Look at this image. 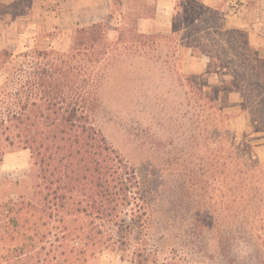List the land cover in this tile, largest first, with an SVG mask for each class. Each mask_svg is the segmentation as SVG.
Listing matches in <instances>:
<instances>
[{
  "label": "trees",
  "instance_id": "obj_1",
  "mask_svg": "<svg viewBox=\"0 0 264 264\" xmlns=\"http://www.w3.org/2000/svg\"><path fill=\"white\" fill-rule=\"evenodd\" d=\"M105 24L78 29L67 52L19 53L22 59L34 53L41 61L36 78L31 80L33 75L19 67L0 85V145L28 150L40 180L33 199L9 196L0 201V264H89L102 253H117L129 264H178L175 258L185 250L202 264L214 249L209 243L218 244L220 238L218 230L207 226L209 214L223 216L230 204L246 218L255 217L256 210L264 212V163L236 153L229 133L222 138L226 146L220 179L209 172L199 188L196 179L189 186L159 181L107 144L89 116L93 81L83 59L100 55V46L108 44L100 34ZM235 33L246 35L243 29ZM206 194L208 204L195 202V196L205 200ZM217 198L221 211L210 208ZM151 232L173 237L178 254L171 251L159 261L161 246L148 249L141 241Z\"/></svg>",
  "mask_w": 264,
  "mask_h": 264
},
{
  "label": "rangeland",
  "instance_id": "obj_2",
  "mask_svg": "<svg viewBox=\"0 0 264 264\" xmlns=\"http://www.w3.org/2000/svg\"><path fill=\"white\" fill-rule=\"evenodd\" d=\"M27 3L22 2L14 12L19 15ZM188 3H177L173 21L178 29L167 34H139L134 16H126L121 25L106 23L100 34L108 44L100 46V55L86 54L83 59L89 63L86 76L93 81L89 116L107 144L132 164L156 174L159 181L189 186L196 179L199 188L209 172L221 177L224 134L234 138L229 145L240 156L249 154L264 163V56L254 50L247 35L241 38L235 33L239 29L229 21L223 4L214 9ZM186 19H190L188 24ZM194 38L199 41L193 42ZM49 39L52 48L70 46L56 31L49 33ZM42 41L18 40L15 49L9 47L12 57L4 54L2 41L0 85L19 67L33 75L31 80L36 78L41 64L37 56L30 53L22 59L16 55L42 48ZM192 46L197 47L194 52ZM94 58L100 62L94 63ZM17 146L0 145L4 152L0 156V201L9 196L31 200L40 182L30 152ZM205 196V200L195 196V202L208 204L211 200ZM221 202L213 200L210 208L221 211ZM231 207L235 208L230 204L223 216L209 214L207 226L212 232L218 230L220 238L218 244L209 243L214 249L202 264H264V212L256 210L255 217L246 218ZM151 233L141 241L148 249L161 246L159 261L170 257L171 251L178 254L179 248L172 247L173 237ZM186 253L180 252L175 261L199 264L192 253ZM89 264H129V259L102 253Z\"/></svg>",
  "mask_w": 264,
  "mask_h": 264
},
{
  "label": "crops",
  "instance_id": "obj_3",
  "mask_svg": "<svg viewBox=\"0 0 264 264\" xmlns=\"http://www.w3.org/2000/svg\"><path fill=\"white\" fill-rule=\"evenodd\" d=\"M182 1L214 9L223 4L233 27L245 30L250 45L264 56V0H0L4 9L2 14L0 11V44L3 41L1 48L11 54L9 47L15 49L18 40L30 44L43 40L46 43L42 41L39 50L59 51L51 47L52 31L72 46L78 29L98 23L121 25L126 16L136 17L141 35L167 34L171 33L177 3ZM22 2L30 4L17 15L14 11Z\"/></svg>",
  "mask_w": 264,
  "mask_h": 264
}]
</instances>
